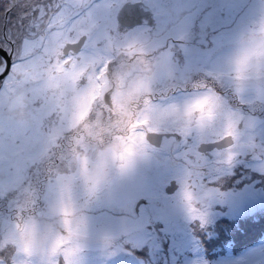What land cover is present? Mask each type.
<instances>
[{"label":"rangeland","instance_id":"rangeland-1","mask_svg":"<svg viewBox=\"0 0 264 264\" xmlns=\"http://www.w3.org/2000/svg\"><path fill=\"white\" fill-rule=\"evenodd\" d=\"M17 1V8L0 5V12L17 10L8 24V18L5 24L0 19L2 33L15 43L22 34L26 38L10 71L0 78V219L5 221L22 205L37 209L44 204L53 175L68 170V154L86 123L100 126L114 118L117 106L125 102L119 81L113 79L117 71L146 66L156 74L159 94L186 87L207 70L210 45L229 21L206 6H223L234 16L248 7L245 0ZM132 4L140 5L143 16L127 26L120 13ZM66 6L75 17L73 32L66 24ZM53 19L58 21L55 27ZM72 44L79 49L66 52ZM130 44L139 49L131 56L124 51ZM57 65L83 66L77 87L106 81L82 107L81 123L75 127L68 126L67 95L44 85ZM244 115L252 120L247 133L257 147H242L227 167L216 161L215 151L198 150L202 140L163 132L162 145H152L154 154L135 180L91 210L93 238L77 264H264V106L250 105ZM55 132L60 134L53 140ZM186 175L211 193L195 216L177 196ZM172 180L179 185L168 192ZM247 222L252 228L240 249L224 251L237 237L230 242L218 239L217 233ZM203 228L207 230L198 240ZM98 234L112 242L102 243ZM205 241L213 244L210 250ZM13 243L7 227L0 233V259L9 258V264H17Z\"/></svg>","mask_w":264,"mask_h":264},{"label":"clouds","instance_id":"clouds-1","mask_svg":"<svg viewBox=\"0 0 264 264\" xmlns=\"http://www.w3.org/2000/svg\"><path fill=\"white\" fill-rule=\"evenodd\" d=\"M245 2L248 7L230 18L210 45L207 70L186 87L159 94L156 74L146 66L116 72L113 79L119 81L125 102L117 106L114 118L100 126L91 121L84 125L68 154V170L53 175L41 207L22 205L9 221L0 219V233L11 227L14 234L17 264H77L93 238L91 210L135 180L154 154L152 138L161 132L214 142V158L225 167L235 162L242 147H257L247 133L252 120L244 110L264 106V0ZM124 51L131 56L139 49L130 44ZM81 71L80 65L53 66L44 81L45 87H59L67 95L71 127L81 123L82 107L106 83L93 80L90 87H77ZM59 134L53 133V140ZM210 195L194 176L181 179L177 196L193 216ZM98 239L112 242L103 234Z\"/></svg>","mask_w":264,"mask_h":264},{"label":"flooded vegetation","instance_id":"flooded-vegetation-1","mask_svg":"<svg viewBox=\"0 0 264 264\" xmlns=\"http://www.w3.org/2000/svg\"><path fill=\"white\" fill-rule=\"evenodd\" d=\"M13 2H12V4L14 5V3H17L18 1L17 0H12ZM61 4V3H60ZM61 8H63V6L61 7ZM64 9H65V11L67 12V14H68V16H66V24H70L69 25V27H70V30H71V32H73L74 31V27H73V20H74V16L72 15V14H70L69 15V13H70V10H69V8L66 6V8L64 7ZM60 10V9H59ZM66 14V15H67ZM9 15V14H8ZM51 18H53V16L51 17ZM50 22H51V20H50ZM49 22V23H50ZM58 23V21H55L54 22V19H53V22H52V24H53V26L54 25H56ZM49 27V26H48ZM55 27V26H54ZM49 29V28H48ZM53 29V28H52ZM51 28L49 29V30H52ZM21 39L19 40V42H17V43H15V42H12V39L10 38V37H8V36H6V34L3 32L2 33V31L0 30V44H1V47H3V48H7L11 53H12V62L15 60V59H17V53H19V51L21 52V49H22V46L24 45V41H25V36H23V34L21 35V37H20ZM63 43H64V45H65V49H66V46L68 45V44H66L67 43V41L66 42H64L63 41ZM63 43H62V45H63ZM72 43V42H71ZM71 43H69V44H71ZM41 45H42V43H41ZM61 45V46H62ZM72 48H67V50H65L66 52H70V51H72L73 50V48H74V44H72ZM75 49V48H74ZM3 60V57L2 56H0V61H2ZM4 70V64L3 63H0V72L1 71H3ZM161 133H163V132H161ZM177 135H178V139L179 140H181L182 139V135L181 134H178L177 133ZM162 143H163V138H162V141L160 142V144L159 145H156L155 143H153V146H155V147H160L161 145H162ZM210 143H212L211 141H200L199 143H198V145H197V148H198V150L200 151V152H202V153H204V154H210L211 152H213V151H216V149H217V147H215V148H211V149H208V144H210ZM213 150V151H212ZM178 185H179V183H177V187L176 188H178ZM176 190V189H175Z\"/></svg>","mask_w":264,"mask_h":264},{"label":"trees","instance_id":"trees-1","mask_svg":"<svg viewBox=\"0 0 264 264\" xmlns=\"http://www.w3.org/2000/svg\"><path fill=\"white\" fill-rule=\"evenodd\" d=\"M12 0H7V1H5V2H3V4H0V5H9L10 6V4H11V7H13V8H17L16 6H14L13 4H12ZM22 7H25V6H22ZM6 10V9H5ZM6 13H7V16H6ZM16 13H17V10H10L9 12H5L4 11V8H3V10L0 12V19L2 20V22L5 24L6 22V24H8L9 22H10V20H11V18H13L15 15H16ZM9 14V15H8ZM4 18H8V20L6 21ZM6 21V22H5ZM3 24V25H4ZM223 217H225V216H222V218ZM227 219V218H226ZM228 222L230 221V219L229 220H227ZM252 228V225H251V223L250 222H247V223H241V224H239L236 228H234L233 226H232V228H231V230H229L228 231V229H224V230H222V231H219L218 233H217V236H218V239H223V238H227L230 242H232L233 241V237L236 235V237H237V242L233 245V247H229V246H227L226 248H225V250L224 251H227V250H232V249H240V246H241V244H242V241L243 240H239V239H241L242 237H243V235H248V234H246V232L247 231H250V229ZM207 229H205V228H203L202 230H201V234L199 235V238H198V240H201V235L202 234H204L203 232L204 231H206ZM205 234H210L211 235V233L210 232H205ZM213 235V234H212ZM211 241H205V246L206 247H208V249L210 250L211 249V247L213 246V244L212 243H210ZM213 243H214V245H216L217 244V242L216 241H213ZM212 256V255H211ZM9 260V258L7 259V261ZM8 264H9V262H8Z\"/></svg>","mask_w":264,"mask_h":264},{"label":"snow or ice","instance_id":"snow-or-ice-1","mask_svg":"<svg viewBox=\"0 0 264 264\" xmlns=\"http://www.w3.org/2000/svg\"><path fill=\"white\" fill-rule=\"evenodd\" d=\"M125 7L128 8L126 16L129 19H135L142 11L139 4H132L131 6L126 5ZM206 7L211 10V13H214L220 17H227L230 19L235 15L234 12L223 6L211 5ZM0 56L3 57V60L0 61V63L4 64V70L0 72V78H3L11 69L12 53L7 48L0 47ZM0 255H2V252H0ZM0 264H8V262L6 259H0Z\"/></svg>","mask_w":264,"mask_h":264},{"label":"water","instance_id":"water-1","mask_svg":"<svg viewBox=\"0 0 264 264\" xmlns=\"http://www.w3.org/2000/svg\"><path fill=\"white\" fill-rule=\"evenodd\" d=\"M128 6H131V5H128ZM128 11V8L124 7L123 10L121 11L120 13V17H121V21L124 25H131L134 21H137L139 20L142 16H143V13L140 12V14L135 18V19H128V22L125 23L124 20H125V13ZM124 16V18H123ZM77 45V44H76ZM79 46V45H78ZM1 47V46H0ZM76 50H78V47H75ZM2 72V71H1ZM162 137H163V134L162 133H159L158 135L154 136L152 138V143H155L156 145H159L160 142L162 141ZM215 147H218L217 144H215L214 142L208 144V149H211V148H215ZM177 187V184L175 182V180H172L171 181V184L166 188L168 192H172L175 190V188Z\"/></svg>","mask_w":264,"mask_h":264},{"label":"bare ground","instance_id":"bare-ground-1","mask_svg":"<svg viewBox=\"0 0 264 264\" xmlns=\"http://www.w3.org/2000/svg\"><path fill=\"white\" fill-rule=\"evenodd\" d=\"M77 44V43H76ZM78 45V44H77ZM247 236L248 235H245L243 238H242V240L244 241V240H246L247 239ZM254 253V252H253ZM253 253H251V254H253Z\"/></svg>","mask_w":264,"mask_h":264}]
</instances>
